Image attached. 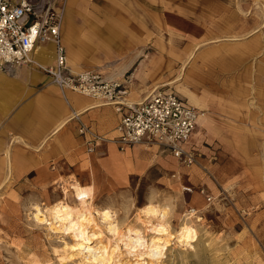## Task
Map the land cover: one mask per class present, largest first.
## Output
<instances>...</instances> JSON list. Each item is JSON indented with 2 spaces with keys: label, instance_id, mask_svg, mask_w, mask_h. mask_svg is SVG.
Returning a JSON list of instances; mask_svg holds the SVG:
<instances>
[{
  "label": "rangeland",
  "instance_id": "rangeland-1",
  "mask_svg": "<svg viewBox=\"0 0 264 264\" xmlns=\"http://www.w3.org/2000/svg\"><path fill=\"white\" fill-rule=\"evenodd\" d=\"M69 1L58 5L64 9ZM73 1L75 12L64 11L62 29L70 15L83 28L84 50L68 55L71 67L125 83L124 102L167 92L201 109L206 115L193 144L198 163L182 165L156 144L125 150L116 144L120 158L103 173L90 155L83 174L43 175L41 183L33 175L14 183L10 174L0 190V264H77L56 252L71 237L50 231L33 214L36 205L76 209L81 189L93 183L95 206L111 209L125 235L140 228L146 245L155 234L140 217L147 204L169 208L173 238L189 221L196 232L192 246L173 240L163 264H264V0ZM152 6L164 9L158 13L170 28L153 22ZM103 27L121 36L103 37ZM113 143H102L99 159ZM122 245V258L129 260ZM138 252L132 249L134 257Z\"/></svg>",
  "mask_w": 264,
  "mask_h": 264
},
{
  "label": "crops",
  "instance_id": "crops-1",
  "mask_svg": "<svg viewBox=\"0 0 264 264\" xmlns=\"http://www.w3.org/2000/svg\"><path fill=\"white\" fill-rule=\"evenodd\" d=\"M67 6L65 13L67 8L70 14L75 12L73 0ZM152 8L153 22L163 27L165 20L158 11L164 9L158 6ZM99 9H102L101 6ZM165 12L169 13L168 10ZM69 17H65L63 39L68 55L74 58L80 49L84 50L81 46L84 45L83 28ZM165 25L170 28V20ZM105 29L103 27L96 32L103 34V37L107 34L109 38L121 36L111 28L108 31ZM249 47L244 51H249ZM54 51V44H44L37 49L36 59L40 64L51 65L55 60ZM260 69L264 71L263 66ZM190 100L194 101L193 97L190 96ZM121 119L122 113L117 106L71 90H62L36 66L18 68L12 75L0 72V190L10 183V174H13L14 183L21 182L29 175L41 183L43 175L53 178L61 172L86 173V162L90 155L86 153L84 139L79 134L81 124L91 126L106 138H114L118 135L117 127ZM200 124L192 139L193 144L197 143ZM116 147L114 143L108 144L105 158L99 159L96 153L91 154L94 161L99 160L95 164L97 173L106 172V165L119 160ZM113 169L121 171L115 165ZM90 172L93 177L94 169L91 168Z\"/></svg>",
  "mask_w": 264,
  "mask_h": 264
},
{
  "label": "built area",
  "instance_id": "built-area-1",
  "mask_svg": "<svg viewBox=\"0 0 264 264\" xmlns=\"http://www.w3.org/2000/svg\"><path fill=\"white\" fill-rule=\"evenodd\" d=\"M63 0H0V72L12 75L18 68L36 66L62 90L91 96L105 104L117 106L122 119L114 138L81 124L88 155L103 142L111 141L125 150L137 144H156L168 150L180 164L198 163V149L192 139L205 117L201 109L174 93H157L141 102H124L127 86L107 79L101 71L74 70L63 39V13L58 5ZM55 46V60L43 65L36 59L42 45Z\"/></svg>",
  "mask_w": 264,
  "mask_h": 264
},
{
  "label": "bare ground",
  "instance_id": "bare-ground-1",
  "mask_svg": "<svg viewBox=\"0 0 264 264\" xmlns=\"http://www.w3.org/2000/svg\"><path fill=\"white\" fill-rule=\"evenodd\" d=\"M95 192V183L83 187L76 209L67 205H50L45 209L35 206L33 218L37 223L46 225L56 234L71 237V243L65 241L63 248L56 250L63 262L77 260V264H163L164 248L170 246L173 240L182 246L191 247L196 239V232L188 220L173 238L167 222L169 208L153 203L147 204L140 211V217L150 222L155 233L149 238V245H146L140 228L130 227L129 234L125 235L111 209L95 206ZM155 220L156 223L153 222ZM121 242H124V249L127 250L125 255L129 260L122 258L124 253ZM132 249L140 252L137 257L132 254ZM139 256H145L146 262Z\"/></svg>",
  "mask_w": 264,
  "mask_h": 264
}]
</instances>
